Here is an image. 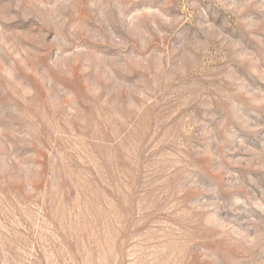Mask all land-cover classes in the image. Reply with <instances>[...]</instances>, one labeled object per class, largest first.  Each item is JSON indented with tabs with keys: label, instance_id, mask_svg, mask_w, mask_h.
<instances>
[{
	"label": "rangeland",
	"instance_id": "374dc122",
	"mask_svg": "<svg viewBox=\"0 0 264 264\" xmlns=\"http://www.w3.org/2000/svg\"><path fill=\"white\" fill-rule=\"evenodd\" d=\"M0 264H264V0H0Z\"/></svg>",
	"mask_w": 264,
	"mask_h": 264
}]
</instances>
